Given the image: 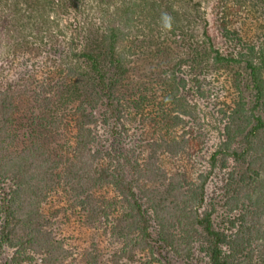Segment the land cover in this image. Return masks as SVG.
Listing matches in <instances>:
<instances>
[{"label": "trees", "instance_id": "16d2710c", "mask_svg": "<svg viewBox=\"0 0 264 264\" xmlns=\"http://www.w3.org/2000/svg\"><path fill=\"white\" fill-rule=\"evenodd\" d=\"M232 7L250 11V28L227 19ZM12 11L13 50L31 44L41 65L22 91L21 142L18 105L0 91V264L64 263L63 217L95 233L82 264H264L251 248L264 246V0H13ZM144 53L165 59L163 74L125 93ZM230 70L204 169L167 173L163 157L181 159L190 140L139 142L134 114L151 104L173 131L196 116L181 93L208 98ZM218 173L221 195L207 202Z\"/></svg>", "mask_w": 264, "mask_h": 264}, {"label": "rangeland", "instance_id": "374dc122", "mask_svg": "<svg viewBox=\"0 0 264 264\" xmlns=\"http://www.w3.org/2000/svg\"><path fill=\"white\" fill-rule=\"evenodd\" d=\"M13 0H1L0 1V91H5L8 95H13L15 103L18 107L16 110L15 121L12 126L18 128L19 141L23 139L22 129L23 122L21 121L26 109L28 108L27 94H22V91L27 90V85L30 83L29 76L34 74V71L39 68V57H33L30 52L31 44H23L16 49L12 41L7 38V28L13 23L14 15L12 11ZM229 10L227 19L233 24L242 26L247 30L250 28V11L244 8L232 7ZM206 16L211 22L213 27V21L215 16L213 14L210 4L206 7ZM250 33V30L248 31ZM137 44L144 45L143 38H139ZM15 46V45H14ZM171 55L174 56L179 53V49L171 45ZM139 56L138 60L132 65V69L124 82V92L131 93L136 83L141 79H156L158 74H163L164 67L161 66L164 63L160 54L152 56L151 54ZM35 63V68L32 66ZM26 69V70H25ZM34 70V71H33ZM233 70V69H231ZM231 70L228 72H221L219 75L222 83H216L209 93V97H200L198 93L193 91H183L182 96H186L190 103H193V107L196 111V116L193 119L186 118L184 123L178 125L173 131H169L164 128V122L156 107L147 105L141 112L134 114V119L131 124L132 131L131 136L140 142V140L146 142L151 137H185L190 140L187 146V151L184 156L179 159L163 157L162 167L167 173H172L175 170L185 169L191 175L197 171L203 170L206 165V159L209 150H211L213 142L217 141L220 136V130L223 123V116L219 111L220 108H226V104L231 102L233 98V90L223 80H227L231 77ZM39 73L37 72V75ZM29 75V76H28ZM39 80V78H38ZM30 87V86H29ZM156 98L154 102L159 103L162 99V92L158 85H155ZM18 95V96H16ZM156 104V105H157ZM134 113V111H132ZM132 113V114H133ZM163 122V123H162ZM22 125V126H21ZM18 146H21L19 143ZM222 173H218L211 178L207 186V202L212 199H218L221 195L219 192L220 177ZM221 214V208L218 206V210L214 214L215 221H218ZM69 219L71 221H69ZM72 218H62L59 221L56 231L61 242L64 244V250H66V258L62 264H82V256L89 245L95 233L90 229L77 230L75 227V220ZM258 242L252 244V254L257 257L264 250V246L255 245ZM107 255V254H106ZM142 257V255H141ZM146 260L143 257L142 261L137 264H142ZM128 263V262H127ZM182 263V262H181ZM124 264V263H122ZM134 264V263H128ZM136 264V263H135ZM189 264H204L203 260L200 262H194Z\"/></svg>", "mask_w": 264, "mask_h": 264}, {"label": "clouds", "instance_id": "9594fccd", "mask_svg": "<svg viewBox=\"0 0 264 264\" xmlns=\"http://www.w3.org/2000/svg\"><path fill=\"white\" fill-rule=\"evenodd\" d=\"M163 19L165 21V27L166 28H171L172 17L168 16L167 14H164Z\"/></svg>", "mask_w": 264, "mask_h": 264}]
</instances>
